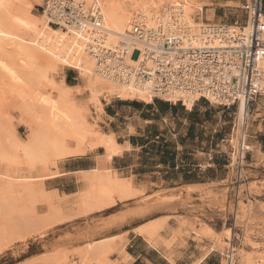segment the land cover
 I'll return each instance as SVG.
<instances>
[{
    "label": "bare ground",
    "instance_id": "bare-ground-1",
    "mask_svg": "<svg viewBox=\"0 0 264 264\" xmlns=\"http://www.w3.org/2000/svg\"><path fill=\"white\" fill-rule=\"evenodd\" d=\"M78 1L98 7L105 32L103 36L85 24L76 29L49 25L42 13L32 12L36 4L41 5L45 0H0V195L5 198L8 194L20 198L22 194V197L28 195L27 198L36 199L35 195L39 193L43 200L52 199L58 196L57 191L47 190L42 183L58 174L55 173L57 170L53 172L50 167L58 159L103 147L105 162L113 153L121 152L113 133L100 131L95 123L90 122L87 117L90 103L102 109L101 96L138 97L150 101L158 91L154 83L146 80L130 84L101 77L92 54V47H97L101 38V44L113 46L116 37L127 34L135 22H141L149 34L159 25L173 19L179 36L186 39L200 34L202 26L207 24L201 19L204 2L200 0ZM126 63L135 69L142 65L145 71H152L154 66L143 55L129 58ZM58 65L76 69L79 73L78 84L67 85L63 79L56 82L52 73L58 69ZM259 65L264 69V54L259 59ZM177 96L173 92L164 95L173 99H177ZM5 98L19 103L25 112L31 130L28 140L17 136L13 119L2 107ZM193 99L185 97V105H193ZM248 104L244 99L237 103L230 145L235 148V152H232L234 160L236 153H245V150L260 154L259 146L246 140ZM81 175L88 181L87 187L79 193L83 194L80 197L83 199L84 213L103 210L104 202L112 201L109 200L111 194L117 193L121 199L134 197L137 192L128 178L117 176L105 164L99 163L94 170ZM50 208L51 214L48 210L46 217L54 216L61 209L58 205ZM263 209L264 203L260 201L254 204L252 214L262 215ZM164 222L158 219L151 226H142L138 231L145 232L152 239ZM111 238L90 241L86 246L113 241ZM247 253L241 254L240 264H255ZM235 254H229L230 264H234ZM26 261L22 260L19 264H29Z\"/></svg>",
    "mask_w": 264,
    "mask_h": 264
},
{
    "label": "crops",
    "instance_id": "crops-1",
    "mask_svg": "<svg viewBox=\"0 0 264 264\" xmlns=\"http://www.w3.org/2000/svg\"><path fill=\"white\" fill-rule=\"evenodd\" d=\"M200 1L204 2L201 15L204 22L244 24L248 16L245 7L251 0ZM36 6L42 4H36L33 9ZM75 79L70 71L63 76L67 85L78 84ZM101 102L100 127L114 134L121 152L113 153L105 162L103 147L60 159L55 166L58 174L45 179L44 184L49 187H44L56 190L59 197L71 196L82 184L81 174L94 170L101 163L119 177L128 178L134 188L142 189L145 195H152L154 191L162 195L174 193L180 200L167 204L156 215L134 216L106 230L102 238L114 237L111 244L123 250L113 251L115 259H125L126 264H221L222 252L214 247L217 241L203 234L205 228L200 221L217 234L224 225L223 215L205 198L208 193L224 189L223 182L230 178L227 159L212 147L222 143L229 134L223 130V125L231 120H225L222 114L231 105H217L202 99L188 107L158 96L150 101L138 97L103 96ZM249 105L252 117L246 127L248 142L257 144L260 154L251 152L248 164L252 168H264V94ZM232 106L235 107L232 111L234 124L237 103ZM214 109H218L215 112L219 115L216 126L210 122L216 116ZM199 144L206 152L199 151ZM151 152L159 155L153 157ZM112 214L115 213L103 218ZM158 219L165 222L154 238L138 231Z\"/></svg>",
    "mask_w": 264,
    "mask_h": 264
},
{
    "label": "rangeland",
    "instance_id": "rangeland-1",
    "mask_svg": "<svg viewBox=\"0 0 264 264\" xmlns=\"http://www.w3.org/2000/svg\"><path fill=\"white\" fill-rule=\"evenodd\" d=\"M33 12L41 14V6H36ZM225 23L231 24L230 22ZM57 67L58 69L52 73L56 82L61 81L64 74L70 71L75 75V82L78 83L79 73L76 69L64 65H58ZM102 97H100V100ZM2 107L8 116L13 119L17 136L22 140H28L31 133L30 122L26 118L21 105L9 98H5L2 101ZM89 108V116L87 115V117H89L90 122L95 123L97 128L103 131L100 127L101 119L98 116L101 109L91 103ZM250 108L251 106L249 105L247 126L252 117ZM220 109H223V107L221 106ZM217 110H213V114L216 116L210 120L214 126H216L217 122L216 117H219L215 112ZM234 110L235 107L231 105L229 109H225L223 112V118L227 121L231 120V122L223 125V130L229 134L222 143L212 147L219 155L227 159L230 178L223 182L225 185L224 189L218 190L216 193H208L205 198L209 199V202H212L216 210L223 215L224 225H222L221 233L217 234L212 232L210 228L207 229L202 221L200 223L205 228L203 234L217 241L214 247L222 252L221 264H226L225 254L231 237L234 238L233 243L236 253L234 264H240L241 254L245 255L247 252L246 255L251 256L253 263L260 264L261 261V264H264V209L261 213L262 215L256 216L252 214L254 204L260 201L264 203V168H252L248 164L251 151L245 150L242 180L239 184L238 194H235V161L243 153H236L235 160L232 157L235 152V148L230 146L234 134L232 127L235 125V121L233 124L234 114L232 113ZM246 134V140L248 141L249 133H247V130ZM199 147V151L206 152V150L201 149V144H199ZM155 155H159V153L151 152V156L155 157ZM55 166L56 164L50 165L51 168L54 167L53 172L57 170ZM58 172L57 170L55 173ZM115 174L120 176L116 172ZM231 176L234 178L231 179ZM80 179L82 184L79 185L77 193L68 197L55 196L52 199L50 197V199H46L48 202L45 198L44 202L43 196H39V193L35 195L37 196L35 197L36 199L32 196H29L32 199L27 198L28 195L24 193L25 196L22 197L23 195L21 194L20 198L10 194L6 195V198L4 195H0V200H3V202H0V264H19L22 260H27L26 262L29 264H73V262L77 264H126L125 259L122 261L115 259L116 257L112 253L113 251H120V249L112 245L110 240L106 243L86 245L90 241L103 239L102 237L106 235V230L118 223L127 221L134 216H142V218L154 216L164 210L167 204L180 200V197L174 193L162 195L161 192L154 191L152 195H145L142 189H136L137 192L134 197H121L120 199L119 194L114 193L111 194L113 198L109 196V200L112 201H107L108 203L103 201L105 204L103 210H91L88 213H84L83 202H81L83 199L80 197L83 194L79 193L87 187L88 181L84 175L80 176ZM230 183L232 188H230ZM42 185L44 186L45 184L42 183ZM45 186L49 187V184ZM107 198H105V201ZM114 201L116 203H113ZM54 205H58L59 209L61 208L62 210L60 209L59 212L52 216L50 215V207L53 206L55 208ZM47 211L50 213V217H46L48 215ZM111 213L115 214L106 217V219L103 218ZM216 223L220 224L219 222Z\"/></svg>",
    "mask_w": 264,
    "mask_h": 264
},
{
    "label": "built area",
    "instance_id": "built-area-1",
    "mask_svg": "<svg viewBox=\"0 0 264 264\" xmlns=\"http://www.w3.org/2000/svg\"><path fill=\"white\" fill-rule=\"evenodd\" d=\"M245 8L248 16L244 24L207 23L200 34L186 39L179 36L173 19L149 34L141 22H135L127 34L116 37L113 46H104L101 38L98 46L92 47L95 66L101 77L114 82L150 81L158 90L153 97L166 98L164 95L173 92L177 99H166L182 104L187 96L194 97L193 104L202 99L226 106L241 99L250 103L264 94V69L259 65L264 54V0H251ZM41 13L54 27L76 29L85 24L101 36L105 33L98 7L93 4L45 0ZM142 55L154 64L152 71L126 63ZM244 158L243 153L235 161L236 195ZM233 242L231 237L225 254L227 264L229 254L235 252Z\"/></svg>",
    "mask_w": 264,
    "mask_h": 264
}]
</instances>
